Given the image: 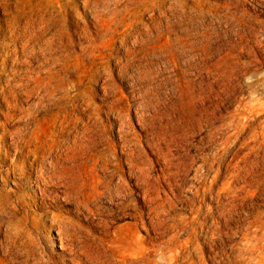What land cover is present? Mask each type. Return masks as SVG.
I'll use <instances>...</instances> for the list:
<instances>
[{"label": "rangeland", "instance_id": "obj_1", "mask_svg": "<svg viewBox=\"0 0 264 264\" xmlns=\"http://www.w3.org/2000/svg\"><path fill=\"white\" fill-rule=\"evenodd\" d=\"M119 1L134 7L141 27L152 23L146 5L151 6L153 0ZM183 2L188 9H200L205 21L214 26V33L209 34L202 26L204 35L193 44L177 39L188 36L186 31L173 30L167 40L154 38L145 49L147 76L137 77L140 97H131L130 80L117 71V59L112 55L105 58L111 52L125 57V47L114 39L93 47L76 32L81 28L96 30L83 0H0V96L5 94L0 105L9 108L16 121L10 130L24 127L34 141L70 138L101 147L115 145L105 150L112 159L108 168L96 165L89 152L69 162L88 183L85 190L91 193L94 189V195L97 193L91 186L90 168L108 176L122 173L134 187L133 198L140 206L145 203L139 194L138 179L145 175L149 185L161 194L156 203L163 204L161 223L152 233L159 240L177 232L184 217L189 221L197 206L206 210L212 206L223 229L217 249L206 254L216 256V264H257L256 259L239 261L240 256L230 248L238 243V231L246 223L264 227V116L245 125L232 123L235 111L243 110L251 101L247 95L251 78L247 74L234 77L232 65L235 60L249 61L250 68L257 69L264 60V37L246 33L241 38L231 30L229 16L238 9L242 15L253 14L256 26L264 24V1ZM79 13L84 14L83 19ZM60 14L75 31L71 38L75 41L58 33ZM156 15H161L158 10ZM102 63L111 65L114 72L100 81L96 69ZM259 98L264 100V90L251 102ZM135 109L145 116L144 125L135 117ZM0 119H4L1 111ZM125 141L133 146L142 143L138 158L144 161V171L139 172L138 179L129 174V147L121 146ZM155 147L162 149V155L156 154ZM225 153L232 162V188L222 184L216 198L208 192L199 194L196 183L205 176L211 182L208 160L215 155L224 170L220 156ZM14 179L12 174L5 188L18 190ZM32 184L33 180L25 179L20 188L31 192ZM99 198L101 215L88 219L80 214L82 221L98 224L109 238L117 230L124 236L147 237L146 227L136 224V219L120 211L108 197ZM64 208L74 210L75 205L65 204ZM39 212L35 209L32 214ZM144 213L149 221L148 208L144 207ZM34 232L39 247L48 246L49 232L43 222L34 226ZM179 236L184 240L188 233L181 231ZM18 243H24V237ZM23 245L13 246L15 264H24L27 257ZM51 247L61 250L57 245Z\"/></svg>", "mask_w": 264, "mask_h": 264}, {"label": "bare ground", "instance_id": "obj_2", "mask_svg": "<svg viewBox=\"0 0 264 264\" xmlns=\"http://www.w3.org/2000/svg\"><path fill=\"white\" fill-rule=\"evenodd\" d=\"M263 1L259 0L260 3ZM83 2L87 12L93 16L96 30L81 28L76 31L78 36L87 39L93 47H98L108 40H119L127 55L121 57L111 52L105 55V58L108 59L112 55L117 59V71L130 80L131 97H140L139 80L147 76L145 49L154 38L167 40L173 30L186 31L188 36H178L177 39L193 44L196 38L204 35L202 26H205L209 34L215 31L214 26L205 21L200 9L196 6L188 9L183 0H153L151 6L146 5L153 21L142 27L135 19L134 7L124 1ZM157 10L161 15H156ZM78 16L84 18V14L79 13ZM229 18L231 30L241 38H244L246 33L264 37V24L260 22V25L256 26L253 14L242 15L238 9H234ZM58 25L59 34H67L70 37L68 41H75L71 39L75 31L63 14L58 16ZM232 71L234 77L247 74L251 78L247 85V95L251 97V101L254 95L264 90V60L260 61V66L255 70L250 68L249 61L242 63L235 60ZM113 72L111 65L102 63L96 69V76L103 81L113 76ZM251 101L245 103L243 110L235 111L232 123L245 125L258 122L261 116H264L263 98ZM0 111L4 115V119H0V264H15L13 246L19 248L23 244L27 256L24 264H216V256L206 254L208 250L217 249V239L223 229L215 207L211 206L206 210L204 206H197L191 212L189 221L185 216L179 230L165 239L159 240L152 235L159 229L160 208L163 204H156L161 199L160 191L149 185L145 175L142 179L139 178V172L144 171V166L141 165L144 161L138 158L139 146L142 143L133 146L129 141H125L121 146L129 147V174L139 178V194L144 200V206L136 203L133 198L134 187L122 173L108 176L94 170L95 167L90 168L91 186L96 188L97 193L94 195V189H91L93 193L85 190V186H89L88 183L69 162L72 157L89 152L96 165L100 164L102 169L108 168L112 159L105 150L115 145L101 147L100 144L78 142L70 138L37 142L30 133L24 131V127L18 126L15 130H10V125L16 122L12 111L9 108L3 109L1 105ZM135 117L139 123L145 124V116L136 109ZM148 144L151 145V142ZM153 150L157 155L163 153L160 147ZM220 159L223 160L224 170L215 155L212 160H208L209 172L212 174L211 182L209 184L208 176H205L196 183L199 194L206 195L208 192L210 197L213 195L216 198V191L221 189L222 184H226L229 190L232 188L231 158L225 153L221 154ZM197 171H200V167ZM12 174L15 176L12 181L18 186L15 191L5 188ZM25 179L33 180L31 192L20 188ZM100 196L108 197L120 211L136 219V224L146 227L147 237L124 236L117 230L109 238L105 230L99 229L98 224L82 221L80 214L88 219L91 215H101L103 208L99 204ZM65 204H74L75 209H66ZM144 207L148 208L149 221L145 218ZM35 209L40 211L36 216L32 214ZM131 209L134 212H130ZM42 222L49 232L48 246L57 245L61 250L56 251L54 247L48 248L45 244L39 247L34 236V226ZM227 226L230 228V223ZM181 231L188 233L184 240L180 239ZM238 232L239 241L230 249L236 256H240L239 261L256 259L257 264H264V227L250 222L240 227ZM22 237L24 243H18ZM224 251L229 252L227 248H224Z\"/></svg>", "mask_w": 264, "mask_h": 264}]
</instances>
